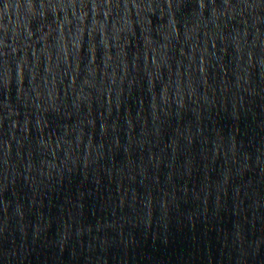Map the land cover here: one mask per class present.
<instances>
[{"label":"water","instance_id":"obj_1","mask_svg":"<svg viewBox=\"0 0 264 264\" xmlns=\"http://www.w3.org/2000/svg\"><path fill=\"white\" fill-rule=\"evenodd\" d=\"M0 264H264V0H0Z\"/></svg>","mask_w":264,"mask_h":264}]
</instances>
